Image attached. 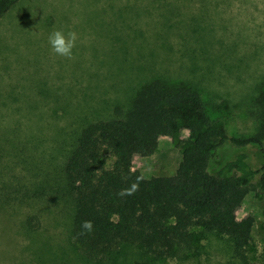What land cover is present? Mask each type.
<instances>
[{"label": "rangeland", "instance_id": "rangeland-1", "mask_svg": "<svg viewBox=\"0 0 264 264\" xmlns=\"http://www.w3.org/2000/svg\"><path fill=\"white\" fill-rule=\"evenodd\" d=\"M56 29L78 34L73 58L52 51ZM155 79L199 93L230 135L257 132L264 0H17L0 17V264H87L72 235L63 162L86 124L127 108ZM246 151L260 157L256 147ZM180 160L160 135L154 152L135 154L132 164L150 178L174 174ZM256 188L235 213L254 218L251 264H264V199ZM127 251L114 264L143 263L140 251ZM200 257L163 264H238L214 237Z\"/></svg>", "mask_w": 264, "mask_h": 264}, {"label": "trees", "instance_id": "trees-1", "mask_svg": "<svg viewBox=\"0 0 264 264\" xmlns=\"http://www.w3.org/2000/svg\"><path fill=\"white\" fill-rule=\"evenodd\" d=\"M16 1L0 0V17ZM160 135L181 160L174 174L146 178L132 159L152 154ZM61 178L74 201L72 235L87 264L123 262L128 248L140 251L142 264L199 260L212 237L232 262L251 264L254 218L237 219L235 212L255 183V196L264 199V124L247 136L230 135L199 93L155 79L136 90L127 108L115 106L110 118L82 128ZM84 221L93 223L91 232L82 229Z\"/></svg>", "mask_w": 264, "mask_h": 264}, {"label": "clouds", "instance_id": "clouds-1", "mask_svg": "<svg viewBox=\"0 0 264 264\" xmlns=\"http://www.w3.org/2000/svg\"><path fill=\"white\" fill-rule=\"evenodd\" d=\"M36 33H34L35 35ZM78 34L75 31H68L65 33L61 29H56L49 34L48 41L51 49L55 55L67 59L73 58V49L77 45ZM82 229L91 232L93 223L91 221H84L81 225Z\"/></svg>", "mask_w": 264, "mask_h": 264}, {"label": "crops", "instance_id": "crops-1", "mask_svg": "<svg viewBox=\"0 0 264 264\" xmlns=\"http://www.w3.org/2000/svg\"><path fill=\"white\" fill-rule=\"evenodd\" d=\"M134 157V156H133Z\"/></svg>", "mask_w": 264, "mask_h": 264}]
</instances>
